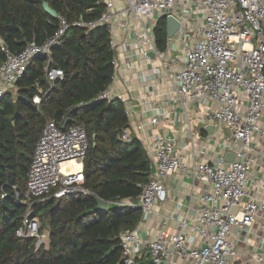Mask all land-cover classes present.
Segmentation results:
<instances>
[{
  "label": "built area",
  "instance_id": "2783aa9c",
  "mask_svg": "<svg viewBox=\"0 0 264 264\" xmlns=\"http://www.w3.org/2000/svg\"><path fill=\"white\" fill-rule=\"evenodd\" d=\"M99 2L105 10L97 21H79L71 26H106L114 68L119 47L130 49L128 41L134 40L132 49L137 47L146 60L152 53L161 62L158 71L166 77V104L170 110L164 106L149 110L145 121H139L133 131L143 133L146 125L171 122L177 114L185 133L183 149L189 152L180 153L176 141L169 137L143 134L139 138L152 168L149 180L140 186L135 201L107 202L119 208L140 209L141 220L152 218L150 227H142L140 220L135 228L119 234L123 264H234L237 235L257 218L264 219V200L252 198L248 192L250 170L256 162L253 153L264 155V146L257 145L258 141L264 143V0ZM166 17L175 18L180 27L171 39L167 38L165 51L160 52L155 47L154 28L159 19ZM57 19L56 32L41 45L30 42L21 52L13 53L0 40L5 55L0 64V99L14 88L35 56L51 60V48L70 27L64 19ZM117 30L128 36L119 45L111 36ZM62 77L59 69L46 70L49 88ZM98 99L113 100L107 90ZM132 100L119 98L128 119L135 114ZM33 101L38 105L40 98L34 97ZM59 125L55 120L45 121L27 171L24 195L15 192L16 199L25 206L15 235L33 240L35 249L46 246L48 239L40 232L38 219L31 215L35 202L91 195L84 187L83 162L89 148L85 128L75 125L63 130ZM195 126L202 130L211 126L213 134L232 150V159L227 162L224 154L217 153L213 160L199 161L195 143L200 137ZM130 137L128 127L122 140L129 141ZM206 153L213 154L211 150ZM67 163L75 166L67 170L62 167ZM259 169L258 186L264 190V165ZM176 172L186 173L206 189L198 198L199 207L193 216L168 218L176 224L170 231L166 221L159 222L155 207L166 201L164 181ZM254 259L262 260L258 255Z\"/></svg>",
  "mask_w": 264,
  "mask_h": 264
},
{
  "label": "trees",
  "instance_id": "16d2710c",
  "mask_svg": "<svg viewBox=\"0 0 264 264\" xmlns=\"http://www.w3.org/2000/svg\"><path fill=\"white\" fill-rule=\"evenodd\" d=\"M43 3L70 27L51 48V60L35 56L16 81L15 95L8 92L0 99V264H123L119 234L137 226L140 209L112 206L94 211V197L106 202L135 201L140 186L149 180L150 161L136 137L122 140L129 123L119 99H98L114 74L108 28L71 26L97 21L105 8L99 0H0L3 47L18 53L30 42L41 45L53 36L59 21L44 12ZM154 38L156 49L165 51L164 18L158 20ZM4 60L0 46V64ZM47 69L63 73L51 88L45 78ZM37 95L38 105L33 103ZM67 117L64 129L82 125L87 134L83 175L91 195L35 202L31 215L40 221V232L48 233V245L35 249L33 240L15 235L25 213L15 192L24 195L45 121L55 120L63 129Z\"/></svg>",
  "mask_w": 264,
  "mask_h": 264
},
{
  "label": "crops",
  "instance_id": "0c3cea01",
  "mask_svg": "<svg viewBox=\"0 0 264 264\" xmlns=\"http://www.w3.org/2000/svg\"><path fill=\"white\" fill-rule=\"evenodd\" d=\"M123 22H125V20H123ZM111 36L115 39L117 45L125 41L126 38L128 39V36L124 35L120 30L113 32ZM128 42L130 44V49L122 46L119 47L115 54L114 59H117V65L114 68L115 72L111 84L106 90L109 91L113 99H119L121 97L133 99V110L135 114L128 119L131 135L138 140L140 137H144L143 134L169 137L176 141L180 153L189 154L188 151H184L183 149L186 142L184 140L185 133L181 130L180 119L177 114L171 119V122L161 123L155 126L146 125L143 133L133 131V127L139 121H145L146 113L149 114V110L164 106V109L169 111L170 106L166 104V77L163 72L161 73L158 71V69L162 68L161 62L156 60L154 55L150 56V54L149 59H144L140 55L137 47L132 49V45L135 43L134 40H129ZM13 89H15V87ZM11 91L12 90H10V92ZM38 94H41L40 90H38ZM35 97H39V95ZM190 109H192V105ZM199 111L201 113L205 112L203 109ZM195 127V131L200 137L196 139L195 143V151L199 161L213 160L217 153L224 154L225 160L228 155H230L232 159V150L224 146L221 138H217V135L213 134L212 131L206 130L207 128L202 130L200 126ZM257 145L258 147H263L264 143L258 141ZM207 150H211L213 153L212 156L207 155ZM253 156L256 157V162L250 170L252 181L248 183V192L250 197L263 201L264 190L259 188L258 181L261 176V170L259 168L264 165V155L257 151L253 153ZM164 184L167 189L166 201L157 205L155 209L160 215L159 222L166 221L168 230L171 231L175 229L176 224L168 218H178L185 214L189 217L193 216L199 207L198 198L205 191L206 186L193 180L190 176H187L186 173L182 172H176L168 176ZM109 207L111 208L112 206L107 204L106 209ZM148 219L149 220H141L142 227L144 225L150 227L152 218ZM262 226H264V219L257 218L256 222L251 227H248L245 231L237 235L235 240L237 256L234 258V264H264V228ZM45 233L48 235L47 231ZM47 245L48 239L46 246ZM255 255L261 257V262L254 259Z\"/></svg>",
  "mask_w": 264,
  "mask_h": 264
},
{
  "label": "water",
  "instance_id": "95a60500",
  "mask_svg": "<svg viewBox=\"0 0 264 264\" xmlns=\"http://www.w3.org/2000/svg\"><path fill=\"white\" fill-rule=\"evenodd\" d=\"M42 8H43L44 12L48 16H50L53 19H56L57 18L56 12L53 9H51L48 6L47 3H43L42 4ZM165 22H166V36H167L168 39H171L178 32L179 27H180V23H179V21H177L173 17H166L165 18ZM97 26H101V25L99 24ZM150 56H153V54L150 53ZM69 120L70 119L67 117L66 120H65V122H64V124H63V126H62L63 129L65 128V126H66V124H67V122ZM206 130H208V131L211 132L212 131V127L209 126V127H207ZM230 160H231V156L230 155L226 156V161L229 162ZM94 199L96 201V207H95L94 211H105L106 210V205H107L106 202L104 200L98 198V197H94ZM235 211H236V209L233 208L231 210V213L234 214Z\"/></svg>",
  "mask_w": 264,
  "mask_h": 264
},
{
  "label": "bare ground",
  "instance_id": "6f19581e",
  "mask_svg": "<svg viewBox=\"0 0 264 264\" xmlns=\"http://www.w3.org/2000/svg\"><path fill=\"white\" fill-rule=\"evenodd\" d=\"M75 165L73 164V163H67V164H65V165H63L62 167L64 168H66L67 170H71V168H73Z\"/></svg>",
  "mask_w": 264,
  "mask_h": 264
},
{
  "label": "rangeland",
  "instance_id": "374dc122",
  "mask_svg": "<svg viewBox=\"0 0 264 264\" xmlns=\"http://www.w3.org/2000/svg\"><path fill=\"white\" fill-rule=\"evenodd\" d=\"M10 93H12V95H15V89H12V91L10 92ZM39 221V220H38ZM39 225L41 226V223H40V221H39ZM46 232V231H45ZM44 232V233H45Z\"/></svg>",
  "mask_w": 264,
  "mask_h": 264
}]
</instances>
